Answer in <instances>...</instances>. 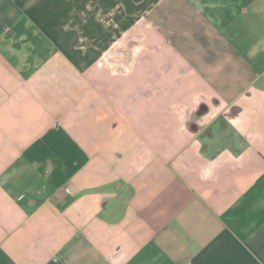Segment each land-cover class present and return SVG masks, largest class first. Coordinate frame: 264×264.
Instances as JSON below:
<instances>
[{
	"label": "crops",
	"instance_id": "0c3cea01",
	"mask_svg": "<svg viewBox=\"0 0 264 264\" xmlns=\"http://www.w3.org/2000/svg\"><path fill=\"white\" fill-rule=\"evenodd\" d=\"M0 264H264V0H0Z\"/></svg>",
	"mask_w": 264,
	"mask_h": 264
},
{
	"label": "rangeland",
	"instance_id": "374dc122",
	"mask_svg": "<svg viewBox=\"0 0 264 264\" xmlns=\"http://www.w3.org/2000/svg\"><path fill=\"white\" fill-rule=\"evenodd\" d=\"M109 52H110V51H109ZM112 52H113V51L111 50V52H110L111 54H110V53H108V51H107V53H106V57H112V58H113L114 55L112 54ZM107 67H108L109 69H113V70H114L115 68H118V66H114V65H108Z\"/></svg>",
	"mask_w": 264,
	"mask_h": 264
},
{
	"label": "clouds",
	"instance_id": "9594fccd",
	"mask_svg": "<svg viewBox=\"0 0 264 264\" xmlns=\"http://www.w3.org/2000/svg\"><path fill=\"white\" fill-rule=\"evenodd\" d=\"M193 102L195 104H197V105H199L201 103L200 98L198 96H196V97L193 98Z\"/></svg>",
	"mask_w": 264,
	"mask_h": 264
}]
</instances>
